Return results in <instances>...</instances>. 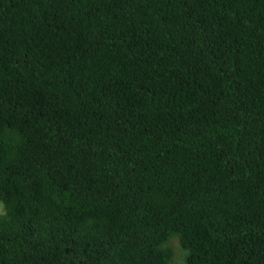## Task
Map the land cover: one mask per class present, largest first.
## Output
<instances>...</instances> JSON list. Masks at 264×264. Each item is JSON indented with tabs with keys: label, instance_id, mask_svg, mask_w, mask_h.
Wrapping results in <instances>:
<instances>
[{
	"label": "trees",
	"instance_id": "16d2710c",
	"mask_svg": "<svg viewBox=\"0 0 264 264\" xmlns=\"http://www.w3.org/2000/svg\"><path fill=\"white\" fill-rule=\"evenodd\" d=\"M0 264H264V0H0Z\"/></svg>",
	"mask_w": 264,
	"mask_h": 264
},
{
	"label": "rangeland",
	"instance_id": "374dc122",
	"mask_svg": "<svg viewBox=\"0 0 264 264\" xmlns=\"http://www.w3.org/2000/svg\"><path fill=\"white\" fill-rule=\"evenodd\" d=\"M177 237H173L167 245L172 249L173 251V258L170 261L169 264H186V255H183L186 251L182 248L180 242L177 245L174 243V240Z\"/></svg>",
	"mask_w": 264,
	"mask_h": 264
},
{
	"label": "clouds",
	"instance_id": "9594fccd",
	"mask_svg": "<svg viewBox=\"0 0 264 264\" xmlns=\"http://www.w3.org/2000/svg\"><path fill=\"white\" fill-rule=\"evenodd\" d=\"M7 212L5 211V205L3 202H0V216H6ZM174 243H176L177 245L179 244V238H175ZM183 255H188V253H183Z\"/></svg>",
	"mask_w": 264,
	"mask_h": 264
}]
</instances>
